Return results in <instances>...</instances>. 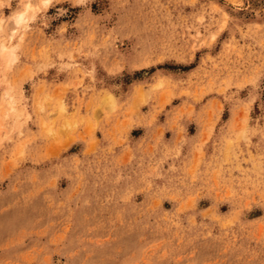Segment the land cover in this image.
Here are the masks:
<instances>
[{
  "label": "rangeland",
  "instance_id": "1",
  "mask_svg": "<svg viewBox=\"0 0 264 264\" xmlns=\"http://www.w3.org/2000/svg\"><path fill=\"white\" fill-rule=\"evenodd\" d=\"M42 1L0 0V264H264V0Z\"/></svg>",
  "mask_w": 264,
  "mask_h": 264
},
{
  "label": "bare ground",
  "instance_id": "2",
  "mask_svg": "<svg viewBox=\"0 0 264 264\" xmlns=\"http://www.w3.org/2000/svg\"><path fill=\"white\" fill-rule=\"evenodd\" d=\"M44 4V6H48L51 2V0H43L42 1ZM26 22V18L24 14H18L17 16L14 17V27L12 29V38H14V36L17 33V29H19V27ZM21 28V27H20ZM17 49L18 47L16 46H8L5 42L1 43L0 46V55H2L4 57V59L9 63H13L16 60V53H17ZM10 104L12 105V103L10 102Z\"/></svg>",
  "mask_w": 264,
  "mask_h": 264
}]
</instances>
